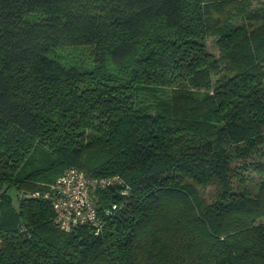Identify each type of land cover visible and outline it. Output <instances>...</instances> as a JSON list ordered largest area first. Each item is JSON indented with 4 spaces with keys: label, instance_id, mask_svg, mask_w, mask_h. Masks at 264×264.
<instances>
[{
    "label": "trees",
    "instance_id": "16d2710c",
    "mask_svg": "<svg viewBox=\"0 0 264 264\" xmlns=\"http://www.w3.org/2000/svg\"><path fill=\"white\" fill-rule=\"evenodd\" d=\"M251 1L0 0V264H264ZM71 168L119 179L91 192L99 235L54 222Z\"/></svg>",
    "mask_w": 264,
    "mask_h": 264
},
{
    "label": "built area",
    "instance_id": "2783aa9c",
    "mask_svg": "<svg viewBox=\"0 0 264 264\" xmlns=\"http://www.w3.org/2000/svg\"><path fill=\"white\" fill-rule=\"evenodd\" d=\"M116 182H119L117 177L90 178L75 168L64 171L47 186L45 193V197L51 202L56 226L64 232H69L77 226L89 225L93 234L99 235L104 221L97 215L91 192Z\"/></svg>",
    "mask_w": 264,
    "mask_h": 264
},
{
    "label": "rangeland",
    "instance_id": "374dc122",
    "mask_svg": "<svg viewBox=\"0 0 264 264\" xmlns=\"http://www.w3.org/2000/svg\"><path fill=\"white\" fill-rule=\"evenodd\" d=\"M260 7H264V0H252L251 1V8L252 9H257V8H260ZM236 23H240L239 20L236 21ZM207 48H208V51L213 54L214 56H217L218 55V51L216 50L215 46L213 45V41L211 39H208L207 40ZM84 52H81V53H78V55H75L73 56L74 60L75 61H81L83 62V67L84 68H91L92 64H91V57L87 58L85 57V55L87 54V51L83 50ZM72 54H70V56H72ZM45 154L40 151V150H37L35 152V154L32 156V158L30 159V161L22 168L21 170V175L22 174H25V173H28L32 170H34L35 168L39 167L40 165L43 164L44 160L41 161L42 158L46 159L45 158ZM237 165V163H232V167L234 168L235 166ZM253 176H255L253 173H251ZM256 180H259L258 177H256ZM213 191V189L211 187H209L207 189L206 192H203V195L208 198V196L211 194V192Z\"/></svg>",
    "mask_w": 264,
    "mask_h": 264
}]
</instances>
